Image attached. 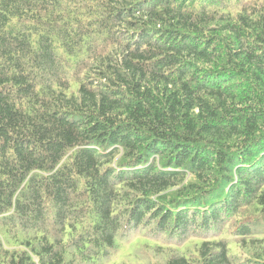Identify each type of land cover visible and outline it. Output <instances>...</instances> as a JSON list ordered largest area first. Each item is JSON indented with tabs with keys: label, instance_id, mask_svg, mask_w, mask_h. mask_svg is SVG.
<instances>
[{
	"label": "trees",
	"instance_id": "obj_1",
	"mask_svg": "<svg viewBox=\"0 0 264 264\" xmlns=\"http://www.w3.org/2000/svg\"><path fill=\"white\" fill-rule=\"evenodd\" d=\"M0 264H264V0H0Z\"/></svg>",
	"mask_w": 264,
	"mask_h": 264
},
{
	"label": "bare ground",
	"instance_id": "obj_2",
	"mask_svg": "<svg viewBox=\"0 0 264 264\" xmlns=\"http://www.w3.org/2000/svg\"><path fill=\"white\" fill-rule=\"evenodd\" d=\"M220 189V188H219ZM226 190V189H225ZM218 191V190H217Z\"/></svg>",
	"mask_w": 264,
	"mask_h": 264
}]
</instances>
